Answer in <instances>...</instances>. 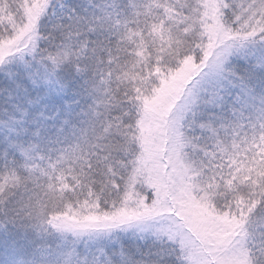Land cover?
<instances>
[{
	"label": "snow or ice",
	"instance_id": "6c2138e0",
	"mask_svg": "<svg viewBox=\"0 0 264 264\" xmlns=\"http://www.w3.org/2000/svg\"><path fill=\"white\" fill-rule=\"evenodd\" d=\"M0 264H264V0H0Z\"/></svg>",
	"mask_w": 264,
	"mask_h": 264
}]
</instances>
